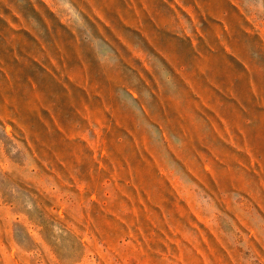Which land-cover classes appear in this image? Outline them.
<instances>
[{
	"label": "rangeland",
	"instance_id": "rangeland-1",
	"mask_svg": "<svg viewBox=\"0 0 264 264\" xmlns=\"http://www.w3.org/2000/svg\"><path fill=\"white\" fill-rule=\"evenodd\" d=\"M215 1L0 0V264H264V0Z\"/></svg>",
	"mask_w": 264,
	"mask_h": 264
},
{
	"label": "crops",
	"instance_id": "crops-1",
	"mask_svg": "<svg viewBox=\"0 0 264 264\" xmlns=\"http://www.w3.org/2000/svg\"><path fill=\"white\" fill-rule=\"evenodd\" d=\"M175 1L177 2L178 6L181 7L182 9H186V8H189V7L191 8V7H197V6L199 7L200 6V4L196 3L197 0H192V2L190 0H175ZM215 2L217 4H214V5L213 4H209L208 6H215L216 5V6H222L224 8L226 6L225 0H216ZM236 4H237L236 6L239 8L240 12L244 13V11H245V7L243 6L244 4L238 3V2ZM212 14L216 15L219 18L222 17L223 20L226 18V16L221 15L217 11L212 12Z\"/></svg>",
	"mask_w": 264,
	"mask_h": 264
}]
</instances>
